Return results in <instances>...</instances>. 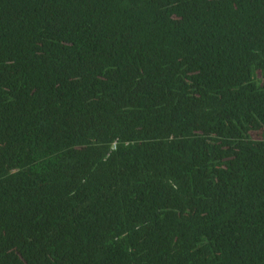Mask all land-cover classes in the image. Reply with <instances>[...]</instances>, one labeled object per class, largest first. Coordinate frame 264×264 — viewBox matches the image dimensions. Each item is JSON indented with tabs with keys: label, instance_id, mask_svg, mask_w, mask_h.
<instances>
[{
	"label": "trees",
	"instance_id": "16d2710c",
	"mask_svg": "<svg viewBox=\"0 0 264 264\" xmlns=\"http://www.w3.org/2000/svg\"><path fill=\"white\" fill-rule=\"evenodd\" d=\"M0 264H264V0H0Z\"/></svg>",
	"mask_w": 264,
	"mask_h": 264
}]
</instances>
